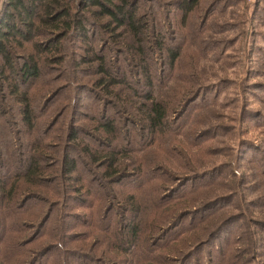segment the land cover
<instances>
[{"label":"rangeland","instance_id":"rangeland-1","mask_svg":"<svg viewBox=\"0 0 264 264\" xmlns=\"http://www.w3.org/2000/svg\"><path fill=\"white\" fill-rule=\"evenodd\" d=\"M176 7L177 0L139 3L140 14L155 15L151 26L154 33H161L163 48L180 51L171 78H167L162 54L152 56V81L156 91L166 92V101L173 96L169 86L180 85L189 93L200 90V94L181 115L170 111L167 132L156 134L154 141L133 139V133L128 136L129 116L131 122L134 118L95 84L100 76L95 74L98 63L92 54L101 55L103 50L114 75H126L128 89L140 96L147 91L145 78L137 76L131 58L119 56L124 44L107 45L108 36L90 26L86 38L71 35L61 41V62L47 61L41 65L39 80L21 86V92L30 95L34 130L21 125L19 105L8 98L0 116V240L5 235L9 239L0 244V264L16 260L11 230L22 227V221L33 226L34 220L24 219L31 220L28 217L33 215L40 221L51 211L52 220L26 246L28 257L22 264L34 260L38 264H113L109 260L113 257L129 264L127 256L107 245L113 216L125 209L114 197L138 194L135 202L146 219L152 209V189L162 199L171 193L183 194L182 200H176L178 213L191 214L175 232L162 233L161 227L169 225L160 223L144 239L146 247H158L154 256L160 262L264 264V0H199L183 23ZM151 17L146 18L149 27ZM155 46L147 35L146 47ZM109 117L116 123L113 145L123 162L119 180L104 177V170L81 154L82 147L88 146L99 155L108 144L100 128ZM72 133L75 141L69 139ZM40 137L52 148L41 153L42 167L53 165L43 175L47 182L35 190V198L21 204L28 194L24 192L11 207L6 202V182L12 184L16 174L12 169L17 151L36 146ZM63 152L79 160L76 174L59 178L54 164ZM80 179L86 184H78ZM15 210L22 213V220H15L11 214ZM62 223L70 229L61 231ZM143 224L150 226L151 220ZM33 232H25L22 241ZM60 233L62 243L57 241Z\"/></svg>","mask_w":264,"mask_h":264},{"label":"trees","instance_id":"trees-1","mask_svg":"<svg viewBox=\"0 0 264 264\" xmlns=\"http://www.w3.org/2000/svg\"><path fill=\"white\" fill-rule=\"evenodd\" d=\"M140 1L4 0L0 8V116L4 105L9 101L8 98H11L12 103L16 102L19 105L18 112L21 125L27 130H34L35 117L30 95L25 90L21 92V86L39 80L42 64L47 61L50 63L61 62L62 56H64L61 41L71 35L82 39L86 38L87 27L90 26L108 36L107 45L111 43L115 46L124 44L123 51H118L119 56H125L128 60L130 57L133 67L138 71L137 76L145 78L147 91L140 96L137 91L128 89L125 74H122L121 78L114 75V71L106 63V55H102L103 50L101 55H96L97 57L92 54L94 62L98 63L95 74L100 76L95 84H98V87L113 97L115 101L123 104L126 112L134 118V121L131 122L129 116L128 125L131 131H128L127 135L133 133V139L145 140L144 138H146L147 140L150 137L154 141L156 134L166 133L169 126L168 115L170 111L178 110V115L184 113L188 105L198 98L200 90L194 89L195 91L189 93L187 88L180 85L176 88L169 86L167 90L173 92V96H169L170 101H166V92L161 91L160 93V91L155 90L154 80L152 81L155 64L152 61V56L162 54L168 68L167 78H171L180 58V51L163 48L161 33H154L155 28L153 25L151 26L153 21L151 16L155 15L152 12L147 17L140 14ZM198 4L199 0H177L176 9L181 12L182 23L186 21ZM150 17L149 27V19L147 21L146 18ZM147 35L152 38V45H155L156 42V46L152 49L146 47ZM106 44L105 46H107ZM44 55L47 57H43ZM18 58L19 63L16 62ZM121 89L122 91H120ZM115 126V121L110 117L106 118V122L101 125L100 130L104 132L108 144L102 146L103 149L100 150L99 155L92 153L88 146L82 147L81 154H85L94 165L102 168L104 177H114V180H119L121 177L118 176L120 171L118 169L123 167V162L117 159L118 152L113 145L116 135ZM69 139L75 141L76 134L72 133ZM129 140L131 143L133 142L130 138ZM51 151L52 148L44 145L41 137L36 146L30 147L28 150L25 149L24 152L17 151L18 161L12 169L16 174L12 184L9 185L6 182V186L8 185L7 204L13 207L16 201L21 199L24 192H28V194L24 196L21 204L24 202V205L28 200L35 198V190L47 182L43 177L45 170H50L53 166L42 167L41 153ZM78 160L77 157H70L67 152L61 153L60 160L54 164L59 168V178L76 174ZM53 181L55 180L53 179ZM48 182H52V179ZM77 182L81 186L83 183L86 184V181L84 182L82 179ZM4 188L5 186L2 190ZM133 194L127 198L123 195L114 197L117 204L125 207V209H123V213H116L113 216V221L107 232V238H109L107 245L119 254L127 256L129 264H168V260L160 262L159 258L154 256L158 247H146L144 239L151 235L154 230H157L155 226L160 225V223L163 226L169 225L168 227H161L162 233L175 232L179 228V222L191 215L190 213H178L180 208H177L176 204L179 203L180 199H183V194L177 196L175 193H171L170 197L162 199L158 195L157 189H152V209H150L149 217L146 218L151 220V224L147 227L143 224L146 219H144L139 204L135 202L139 195L134 196ZM22 209V206L19 207V210ZM51 213L53 214L52 211L49 212L40 221L35 220V216L32 215L28 217L31 220L24 219V221L34 220L33 226L28 222H24L23 225L22 221V227H16L11 232H7V234L10 232L11 237L14 234V239L11 240L14 241L12 251L16 257L14 264H22L21 260L27 259L26 246L34 242L39 230L50 219L52 220ZM165 213L166 216L164 217ZM11 214L15 220L19 218L22 220V217H19L22 216V213L17 210ZM63 225V223L62 226L59 225L61 231L66 227ZM140 225L145 227L142 228ZM66 228V230L70 229V227ZM196 229L198 228L195 227L186 232L192 234ZM31 231H34L33 234L22 241L25 239V232ZM5 236L1 238L0 244L3 243ZM8 239L5 238L4 241ZM63 239L64 236H61L60 233L57 241L62 243ZM162 250H165V247ZM109 260H112L113 264H124L123 260L116 261L114 257ZM1 264H9V262L4 260ZM32 264H38V261L34 260Z\"/></svg>","mask_w":264,"mask_h":264}]
</instances>
